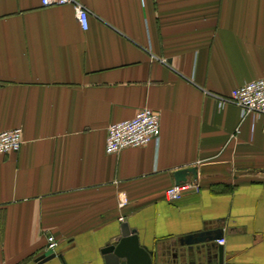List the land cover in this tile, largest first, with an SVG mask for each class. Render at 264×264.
<instances>
[{"label":"crops","instance_id":"obj_1","mask_svg":"<svg viewBox=\"0 0 264 264\" xmlns=\"http://www.w3.org/2000/svg\"><path fill=\"white\" fill-rule=\"evenodd\" d=\"M78 1L86 30L73 5L0 0V131L23 129L0 152V259L106 264L127 221L150 264H264L262 120L218 103L264 74V0ZM142 106L159 139L107 152L109 124ZM185 166L198 189L170 201Z\"/></svg>","mask_w":264,"mask_h":264},{"label":"built area","instance_id":"obj_2","mask_svg":"<svg viewBox=\"0 0 264 264\" xmlns=\"http://www.w3.org/2000/svg\"><path fill=\"white\" fill-rule=\"evenodd\" d=\"M40 4L45 6L73 5L74 15L77 17L82 30H86L89 24L88 8L78 0H40ZM218 103L222 106L224 102L236 103L240 107V116L246 118L249 114L262 120L261 128L264 130V74L258 79L249 80L245 84L237 85L232 89L231 94L218 97ZM159 111L153 110L149 106H142L134 116L129 119H122L116 123L109 124L107 139L104 148L107 152L117 153L123 147L143 146L148 142H156L160 137ZM22 127H13L0 131V152L10 153L21 147L23 142ZM198 189V185L192 181L185 180L182 183H174L165 190L166 199L173 201L181 197L189 189ZM126 203L125 198H120V205ZM124 219V216H120ZM55 237L48 239L49 249H54L58 244ZM224 243L225 239L218 238ZM0 264H9L5 259H0Z\"/></svg>","mask_w":264,"mask_h":264},{"label":"water","instance_id":"obj_3","mask_svg":"<svg viewBox=\"0 0 264 264\" xmlns=\"http://www.w3.org/2000/svg\"><path fill=\"white\" fill-rule=\"evenodd\" d=\"M175 172V183H182L187 180L188 175L193 174V176L197 177V171L194 166H185L184 168H177L174 170ZM121 235L114 238L112 243L108 244L102 252L106 257V264H131L135 262V260H142L143 264H150L152 261V250L148 249L145 246H142L140 240L138 239V233L136 229H131L127 221L122 222L120 224ZM187 242L195 241L201 242L204 240L213 241L217 236L212 235L210 231L201 232L200 234L194 237L193 234L187 236ZM222 242H219L217 246V250L219 251V256L221 259L223 258V248ZM55 257L54 253L43 252L41 255L36 257V261L38 263H42L46 260L53 259Z\"/></svg>","mask_w":264,"mask_h":264}]
</instances>
